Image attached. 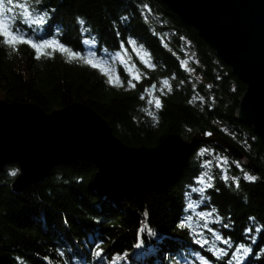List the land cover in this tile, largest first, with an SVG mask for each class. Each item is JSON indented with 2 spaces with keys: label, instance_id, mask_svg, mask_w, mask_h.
Masks as SVG:
<instances>
[{
  "label": "trees",
  "instance_id": "obj_1",
  "mask_svg": "<svg viewBox=\"0 0 264 264\" xmlns=\"http://www.w3.org/2000/svg\"><path fill=\"white\" fill-rule=\"evenodd\" d=\"M30 8L46 14V23L29 28L21 17L16 26L42 47L13 48L0 38V99L32 102L46 112L86 104L133 147L156 146L171 133L189 139L215 132L246 161L217 143L201 144L231 161L226 177L213 170L203 204L232 244L220 256L184 222L187 194L207 158L197 148L163 190L127 197L95 185L97 167L88 158L56 164L20 192L11 188L18 165L7 164L0 172V264H192L197 255L210 264H235L238 244L250 249L242 264H264V142L236 119L245 84L215 50L162 0H31ZM85 38L95 44L94 60L125 47L138 79L121 64L107 74L86 62ZM130 40L145 46L149 65Z\"/></svg>",
  "mask_w": 264,
  "mask_h": 264
},
{
  "label": "water",
  "instance_id": "obj_2",
  "mask_svg": "<svg viewBox=\"0 0 264 264\" xmlns=\"http://www.w3.org/2000/svg\"><path fill=\"white\" fill-rule=\"evenodd\" d=\"M162 1L244 82L235 117L264 142V0ZM212 143L244 159L237 146L215 132L195 133L189 139L171 133L156 146L133 147L114 135L108 121L86 104L73 102L46 112L32 102L0 99V172L7 164L18 165L19 172L11 183L14 192L41 181L54 165L79 158H88L96 165L95 185L119 197L160 191L184 167L194 148ZM139 168L150 171L151 176H143L147 181L137 183L142 176ZM252 170L258 172L257 167ZM130 175L137 177L128 182Z\"/></svg>",
  "mask_w": 264,
  "mask_h": 264
},
{
  "label": "rangeland",
  "instance_id": "obj_3",
  "mask_svg": "<svg viewBox=\"0 0 264 264\" xmlns=\"http://www.w3.org/2000/svg\"><path fill=\"white\" fill-rule=\"evenodd\" d=\"M37 28L38 30H40L41 25H38ZM83 42L86 49V56H87L86 59L88 61H91L92 65H95V67L99 68L102 72L110 74L111 71L115 70V67L117 65L121 64L130 74L131 77L138 79L137 71H135L134 66L131 65L128 59L126 58L127 51L125 47L121 48L118 52L111 55L110 58L108 59L94 60L93 59V53L95 48L94 42L89 38H85ZM129 45L132 51L135 53V55L145 65L150 64L149 54L143 44L137 43L135 40H130ZM152 99L156 103L157 98L152 97ZM196 148L198 149L196 151V154L200 155L201 157H207V158L203 159L202 161L203 171L198 177L195 178L194 186L190 187V190L187 194L186 206L184 212V222L186 223V225L190 227L193 236L199 243L209 247L216 255L220 256L228 252L232 244L231 242L229 244H225L223 242L228 239L222 237L220 231L216 229L218 226L216 224L218 221L217 215L215 214L213 209L203 204H207L206 190L211 185L210 183L212 181L214 171L220 170L219 172L221 173V175L223 177H226L227 176L226 170L229 164L231 163V161L225 153L216 152L211 147H206L200 144ZM239 160H241L242 162L246 161L245 159H239ZM214 169H218V170H214ZM137 179L139 180L142 179L143 181H147L146 179H144V177L142 178L140 177ZM107 180L108 181L111 180L110 176H108ZM139 180H136L137 183H140ZM156 184L153 185H156L158 188L161 187L160 186L161 182L159 183L157 182ZM215 235H219L221 237V240H215L214 239ZM205 240H207V243H205ZM243 248L249 249L247 245L238 244L234 247L233 251L231 252V260L235 264H242L243 261H245L246 259L249 252L245 255L243 253ZM197 258L199 260L198 263H192V264H210L201 255H197Z\"/></svg>",
  "mask_w": 264,
  "mask_h": 264
},
{
  "label": "snow or ice",
  "instance_id": "obj_4",
  "mask_svg": "<svg viewBox=\"0 0 264 264\" xmlns=\"http://www.w3.org/2000/svg\"><path fill=\"white\" fill-rule=\"evenodd\" d=\"M30 3L31 0H24V2L21 3H17L16 0H0V38H2V42L4 44H7L13 48H15V46L20 43H30L31 46L39 52V49L42 46L32 43L29 39L25 37L24 33L20 30V28L16 26L17 23L20 22L21 17L23 18V23L29 28L32 25H43L46 23V14H41L35 11L34 9H31ZM16 9H20L21 12L17 13ZM109 82H111V80ZM129 83L131 84V81H129ZM165 84H167V81H165ZM156 107H160L158 99L156 101ZM245 179L252 181L256 178L245 173ZM214 239L221 240V237L219 235H215ZM223 242L225 244L230 243V241L228 240H225ZM205 243H207V240H205ZM137 247H140V245L138 244ZM249 251L250 249L243 248V253L245 255ZM96 255L100 256L101 251H97Z\"/></svg>",
  "mask_w": 264,
  "mask_h": 264
},
{
  "label": "bare ground",
  "instance_id": "obj_5",
  "mask_svg": "<svg viewBox=\"0 0 264 264\" xmlns=\"http://www.w3.org/2000/svg\"><path fill=\"white\" fill-rule=\"evenodd\" d=\"M140 163V162H139ZM142 163V162H141ZM153 169V168H152ZM114 170V169H113ZM139 170H140V168H139ZM139 170H138V173L140 174V175H142L141 177H149V176H151L150 175V171H147L146 169H143V170H140V172H139ZM146 170V171H145ZM133 172V171H132ZM129 174V173H128ZM130 174H134V173H130ZM140 175H138V176H140ZM159 176V175H158ZM133 177H137L136 175L135 176H132V175H130V176H128V178H127V181L129 182ZM154 176H152V178H153ZM142 180V179H141ZM141 180H139V181H141Z\"/></svg>",
  "mask_w": 264,
  "mask_h": 264
}]
</instances>
